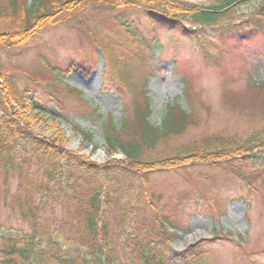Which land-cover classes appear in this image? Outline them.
<instances>
[{"label": "trees", "instance_id": "trees-1", "mask_svg": "<svg viewBox=\"0 0 264 264\" xmlns=\"http://www.w3.org/2000/svg\"><path fill=\"white\" fill-rule=\"evenodd\" d=\"M248 1L215 0L212 5H200L183 0H0V43L1 40L22 39L34 22L43 23L53 16L52 20L56 21L57 17L78 14L80 9L90 6L105 7L101 9L105 13L117 12L123 6L137 7L140 26L144 29L136 31L127 17L119 15L109 26L115 35L102 32L98 37L107 43L99 47L103 56L109 55L105 85L112 86L116 95L127 91L143 103L133 110V122L125 119L116 123L113 117L86 103L79 91L68 88L62 75L68 69L82 66L72 62L61 68L42 57L49 75L85 107L86 118L100 129L107 148L111 152L124 153L126 162L113 161L99 166L62 149L58 144L62 142L60 133L51 139L38 135L32 122L24 118L28 112L43 120L48 115L55 120L61 109L53 107L54 102L43 106L42 100L34 96L30 83L20 89L0 65V80L5 89L0 88V196L5 203L8 200V206L18 211L29 226L27 233L0 230V264L205 263L199 244L190 247L182 256L170 252L171 243L182 241L183 229L188 227L178 219L175 207L169 211L158 208L161 198L151 191V176L167 160H177L184 166L189 162L193 165L208 162L210 157H215L211 161H218L211 165L226 162L232 166L239 157L252 161L264 155V124L262 129L253 128L242 139L220 134L209 137L199 146H176L172 140L176 141L188 129V110L176 102L169 104L160 125H153L151 104L142 84L136 91L132 88L136 83L131 64L128 65L127 58L120 60V53L110 50L119 31L131 40L124 51L133 49L137 62L140 60L144 64L154 55L153 46L163 48L161 34L171 40L174 35L187 34L193 42L198 39L212 41L208 36L210 32L228 33L236 41L259 34L264 39V24L254 20L255 17L233 20L234 10ZM186 22L197 27L188 29ZM150 35L155 39L152 42L147 38ZM87 63L85 67H92ZM241 80L244 84L240 87L249 95L264 93V82H254L251 73L240 70L232 82L239 84ZM45 90L53 98L59 94L57 87ZM261 111L264 115V109ZM85 138L93 141L91 134ZM162 145L166 150L159 149ZM241 177L246 186H252V178ZM258 178L263 179L264 175ZM184 199L186 204L190 202V197L185 195ZM50 205L58 208L61 214L57 215L56 210L49 214ZM214 209L219 212L216 205Z\"/></svg>", "mask_w": 264, "mask_h": 264}, {"label": "rangeland", "instance_id": "rangeland-1", "mask_svg": "<svg viewBox=\"0 0 264 264\" xmlns=\"http://www.w3.org/2000/svg\"><path fill=\"white\" fill-rule=\"evenodd\" d=\"M183 1L212 5L215 0ZM263 5L264 0H250L238 6L233 20L255 17L254 20L264 24ZM136 8L123 6L117 12L105 13L101 10L105 7H84L78 14L63 15L56 21L52 20L53 16L43 23L34 22L22 39L1 40L0 43V65L5 75L14 78L20 89L30 83L34 96L42 100L43 106L54 102L53 107L62 111L58 110L59 116L55 120L50 115L43 120L30 112L25 120L32 122L34 131L45 139L55 138L60 133L62 142L58 144L62 149L99 166L113 161L126 162V156L107 148L100 129L86 118L85 107L49 75L42 57L61 68L72 62L82 66L68 69L62 75L68 88L79 91L86 103L113 117L116 123L125 119L133 122V110L143 103L127 91L116 95L112 86L105 85L109 55L103 56L99 47L107 43L98 37L102 32H112L110 23L119 15L127 17L136 31H144L138 18L140 10ZM68 16L70 18L66 20ZM185 27L197 26L186 22ZM114 35L112 32L111 36ZM151 35L147 37L150 42L155 40ZM260 35H249L243 41H236L228 33L210 32L208 36L213 38L212 41L196 38L197 42H193L187 34H181L183 38L174 35L172 40L161 34L159 39L163 48L153 46L154 55L148 58V64H144L140 60L137 62L133 49L124 51L131 40L119 31L110 51L120 53L119 59L127 58L128 65L131 64L136 83L132 88L136 91L142 84L151 104L153 125H160L167 106L176 102L187 109L190 116L187 131L176 141L173 139L172 144L199 146L211 136L224 134L242 139L253 128L256 131L262 129L264 115L260 112L264 109V93L251 96L240 87L244 81L232 82L240 70L251 73L257 84L264 82V39ZM199 44L205 47L201 48ZM85 63L92 67H85ZM1 80L0 88L3 89ZM46 87H57V98L46 92ZM15 110L20 112L18 108ZM88 134L92 135V142L84 139ZM77 142L78 146L74 148ZM166 148L159 146L161 151ZM102 151L105 159L100 161L97 157ZM214 159L210 157L208 162L195 165L189 162L185 166L177 160H167L151 176V191L161 198L158 208L169 211L175 207L178 219L188 227L183 229L182 241L171 243L169 250L182 256L190 247L199 244L204 252V264H264V178H258L264 175V155L252 161L239 157L232 166L226 162L211 165L218 163L211 161ZM159 168L165 170L160 172ZM237 174L252 178L254 189L250 184L246 186L243 177ZM185 195L190 197L188 204ZM214 204L219 205L221 212L216 213ZM47 210L49 214L54 210L57 215L61 214L53 205ZM0 230L29 232L28 224L18 211L11 209L8 200L5 203L1 196ZM192 237L195 238L192 243L181 250L182 244Z\"/></svg>", "mask_w": 264, "mask_h": 264}, {"label": "bare ground", "instance_id": "bare-ground-1", "mask_svg": "<svg viewBox=\"0 0 264 264\" xmlns=\"http://www.w3.org/2000/svg\"><path fill=\"white\" fill-rule=\"evenodd\" d=\"M78 146V142L74 144V148H76ZM98 160L102 161L103 159H105L104 157V152L102 151L100 154H99V157H97ZM195 238L192 237L190 240H187L184 244H182L183 246L181 247V250L183 249H186V247L192 243V241L194 240Z\"/></svg>", "mask_w": 264, "mask_h": 264}]
</instances>
